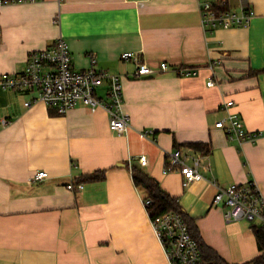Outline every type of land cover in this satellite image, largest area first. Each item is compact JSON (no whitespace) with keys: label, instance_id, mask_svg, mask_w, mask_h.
Returning <instances> with one entry per match:
<instances>
[{"label":"crops","instance_id":"1","mask_svg":"<svg viewBox=\"0 0 264 264\" xmlns=\"http://www.w3.org/2000/svg\"><path fill=\"white\" fill-rule=\"evenodd\" d=\"M224 4L255 13L247 27L205 31L200 6ZM59 39L76 71L91 67L122 80L125 133L109 128V115L79 105L64 116L35 94L0 88V264H169L150 226L134 167L178 199L204 243L229 264L259 255L252 227L228 223L214 205L217 187L254 182L264 195V0H37L0 7V75L21 73L30 53ZM141 64L159 71L137 78ZM197 70L180 78L175 69ZM209 80L214 86L208 87ZM107 101V88L98 90ZM233 102L255 143L238 145L216 128ZM148 131L143 139L140 133ZM209 144L202 154L187 144ZM200 157L201 181L184 188L167 157ZM147 161L141 167L140 159ZM49 178L31 184L37 172ZM104 174L101 181L88 179ZM73 182L83 191H69Z\"/></svg>","mask_w":264,"mask_h":264},{"label":"built area","instance_id":"2","mask_svg":"<svg viewBox=\"0 0 264 264\" xmlns=\"http://www.w3.org/2000/svg\"><path fill=\"white\" fill-rule=\"evenodd\" d=\"M37 0H0V7L35 2ZM201 24L205 31L212 33L217 29H232L247 27L255 13L247 8L239 12L227 9L222 3L212 4L204 2L200 6ZM124 62H134L137 66V78L153 77L160 72L170 70L166 63L159 65V71L146 64H141L134 53H124L121 56ZM97 60H91V67L85 71H76L73 67L69 45L62 39L43 51L30 53L26 67L21 73L0 75V88L5 91L35 94L36 97L28 101L25 106L31 107L39 102L58 115L64 116L79 105L88 107L91 112L103 109L109 115V128L113 132L125 133L130 127V118L124 112V93L122 80L96 68ZM180 78L194 77L197 70L181 67L175 69ZM208 87H213V80H209ZM107 88V101L101 100L98 90ZM233 102H227L223 110L226 117L216 124V128L224 131L227 139L238 145L250 142L255 143L261 138V132H248L241 118L231 112ZM148 131L140 133L145 139ZM131 172L132 166L129 163ZM141 167L147 166L144 158L140 159ZM166 172L177 170L183 178V187L193 183L213 181L205 179L200 173V157L191 158V164L186 163V157L177 150L167 157ZM49 178L47 172H37L30 180L31 184L40 183ZM69 191H83L82 184L70 182L66 186ZM150 200H144L148 212ZM214 205L225 208L226 222L247 221L255 223L264 229V195L256 183L247 185H230L226 189L218 188L214 197ZM149 214V212H148ZM150 226L154 236L162 247L169 264H199L201 253L198 243L192 238L189 229L179 213L171 212L152 219L149 214Z\"/></svg>","mask_w":264,"mask_h":264},{"label":"trees","instance_id":"3","mask_svg":"<svg viewBox=\"0 0 264 264\" xmlns=\"http://www.w3.org/2000/svg\"><path fill=\"white\" fill-rule=\"evenodd\" d=\"M186 147L202 154H210L211 152L209 144L192 143L187 144ZM103 179L104 174H101V176L95 175L88 180L95 182ZM132 180L135 187L145 195V199L150 200L151 203L148 207V212L152 219L171 212L179 213L182 216L189 229L190 235L198 243L201 253V262L199 264H229L222 259L217 252L204 243L194 221L182 209L178 199L166 193L155 179L134 167L132 169ZM252 230L259 255L242 264H264V229L259 226H253Z\"/></svg>","mask_w":264,"mask_h":264},{"label":"rangeland","instance_id":"4","mask_svg":"<svg viewBox=\"0 0 264 264\" xmlns=\"http://www.w3.org/2000/svg\"><path fill=\"white\" fill-rule=\"evenodd\" d=\"M243 224L246 225L247 227L256 226L255 223H249V222H245Z\"/></svg>","mask_w":264,"mask_h":264}]
</instances>
